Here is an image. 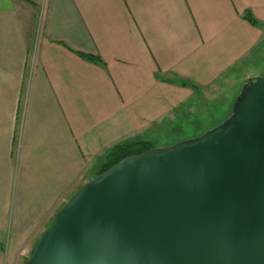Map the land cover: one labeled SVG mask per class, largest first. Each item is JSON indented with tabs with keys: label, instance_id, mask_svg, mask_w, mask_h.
<instances>
[{
	"label": "crops",
	"instance_id": "1",
	"mask_svg": "<svg viewBox=\"0 0 264 264\" xmlns=\"http://www.w3.org/2000/svg\"><path fill=\"white\" fill-rule=\"evenodd\" d=\"M263 39L264 0H0V264L25 263L113 146L263 74Z\"/></svg>",
	"mask_w": 264,
	"mask_h": 264
},
{
	"label": "water",
	"instance_id": "2",
	"mask_svg": "<svg viewBox=\"0 0 264 264\" xmlns=\"http://www.w3.org/2000/svg\"><path fill=\"white\" fill-rule=\"evenodd\" d=\"M24 264H264V75L220 125L84 182Z\"/></svg>",
	"mask_w": 264,
	"mask_h": 264
},
{
	"label": "rangeland",
	"instance_id": "3",
	"mask_svg": "<svg viewBox=\"0 0 264 264\" xmlns=\"http://www.w3.org/2000/svg\"><path fill=\"white\" fill-rule=\"evenodd\" d=\"M256 52L257 61L252 67L259 69L263 73L261 75H264V39ZM246 70H242L239 74H234L233 80L227 83L229 86H226L225 90H205L203 92L204 95L200 97L202 101L199 103V107L202 110L196 108L198 105L195 100V109L189 115L185 112H180L172 125L157 129L150 136L148 142L151 148L168 147L179 141L197 137L207 130L220 125L231 113L232 100H234V96L239 93L241 86L246 81L243 82V78L247 73ZM3 245H5V242H2Z\"/></svg>",
	"mask_w": 264,
	"mask_h": 264
},
{
	"label": "trees",
	"instance_id": "4",
	"mask_svg": "<svg viewBox=\"0 0 264 264\" xmlns=\"http://www.w3.org/2000/svg\"><path fill=\"white\" fill-rule=\"evenodd\" d=\"M243 18L250 25L254 27H261V24H259L257 20L249 12L245 13ZM74 53L85 61H89L91 63L98 64L101 66L104 65L100 57L79 53V52H74ZM149 149H151V145L148 142L138 141V142H125V143L117 144L108 151L107 163L104 165L103 169L98 174L102 173L103 171H106L107 169H109L110 167L118 163L121 159L127 156L138 155Z\"/></svg>",
	"mask_w": 264,
	"mask_h": 264
}]
</instances>
